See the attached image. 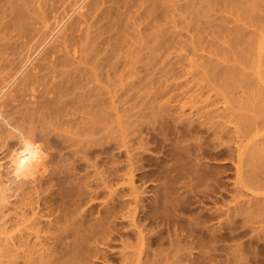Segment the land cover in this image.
<instances>
[{
  "label": "rangeland",
  "instance_id": "obj_1",
  "mask_svg": "<svg viewBox=\"0 0 264 264\" xmlns=\"http://www.w3.org/2000/svg\"><path fill=\"white\" fill-rule=\"evenodd\" d=\"M22 1L20 0V2ZM35 1L30 3L33 9L29 7V0L23 1L28 4L29 8L26 6L24 13H26L25 17L29 18L27 20L24 17L23 22L21 20L17 26L18 28L21 25V32L17 28L13 31L14 26L4 30V24L10 21L5 17L6 11L0 10V17H2V19L0 18V93L11 78H14V74L16 76L18 70H21V67L30 58L31 52L33 58L26 65L25 72L23 71L17 76L19 77L18 80L16 78L17 82L11 87L14 92L8 94L5 99H1L0 103L4 114H10L11 109L13 111L14 108L20 109L24 102L26 103L23 104L22 108L25 109L27 103L34 100L31 96L32 94L37 95V92L32 91L34 87L36 86V91L41 90L40 82H37L38 77L46 75L49 71L48 69L45 71L43 68L47 67V61L49 62V56L46 58V54L49 53L47 50H64V40L68 38V40H72L74 36L70 35L75 31L74 27L81 22L80 20L84 19L80 17L82 15L79 14V11H76V14L74 13L65 24L69 29L65 27V32L62 33L67 34H64L63 38V34H59L61 40L56 42L50 41V37V45L46 46V53L40 56L38 54L41 50H38L37 54L35 49L37 50V47L41 49L39 47L52 34V27L56 25L55 23L61 22L64 19L63 16L71 15L74 10L73 7L75 8L80 0ZM87 1L84 4H88L89 8L90 4L99 0H89V3ZM20 2L19 0H12L11 4L15 6L21 4ZM47 3L52 6L47 5L50 9L45 6ZM7 4H4L3 1L0 9L4 8L3 10H5L6 7L9 9L10 5ZM37 4L38 6H36ZM88 8H85L83 13H89ZM229 9V7L225 9V7L212 5L210 0L206 1L203 4L200 30L191 32L185 54L187 57L185 56L182 63L175 67V75L168 81H165L164 78L161 79L154 88L153 96L150 94L149 97L145 96L138 101L123 103L121 109L129 110L132 105H135L134 111L126 114L127 116L125 115L122 119L127 126L124 127L125 124H123V130L119 128L115 114L100 116L99 119H101L102 124H96L95 130L91 131V155L87 156L84 169L80 172L75 171L76 174L79 173L76 178H66L61 175L55 177L51 191L43 195V197H48L47 204L51 200V204L47 205L46 208L51 205L50 208H53L54 215L60 222L65 220L63 215L65 211H77L79 217L83 215L84 227L91 229V242L83 245L79 258L80 264H125L123 263L124 258L129 255L132 258L127 261V264H136L135 254L137 255L138 252H142L144 257L142 262H145L151 253V260L154 257L160 260L157 264H215L216 262L218 264L222 260L227 262L226 257L236 248L241 251L243 259H245L243 262L241 260L242 263L264 264V220L260 217L253 220V217L250 218V221L247 214L243 215L240 213L241 211H238L241 210L239 204L242 205L243 201L247 202L251 193L244 188L240 191L236 186V166L240 158L238 145L243 143L247 147V151L256 141H259L258 144L263 143L261 145L264 146V100L261 99V96L262 101H260V95L256 97V94L252 95L250 92L255 87L257 89L258 86V91L259 88H261L260 91L264 90V79H259L253 62L257 58L256 50L250 51L243 41L236 46L233 32L242 26L245 32L249 34L256 27L254 25H250L253 28L249 27L248 21L246 24L243 22L245 25L243 26L242 21L238 22L237 15L232 14ZM191 11L189 22L191 23L190 26L194 27V24L195 26L198 25V19L194 8ZM260 13L263 17L264 13ZM260 13L259 16H261ZM56 16L61 17L60 20ZM30 17L33 21L29 20ZM22 23L24 26L26 25V33ZM16 30L17 33L20 32V35L16 33ZM67 30H70L69 33ZM85 31L80 32V36H85ZM75 33L73 32L75 38H78V34ZM256 33L258 34L257 29ZM84 38L86 39V37ZM85 39L83 41L86 43ZM75 40L77 39L73 38V43ZM67 41L65 44H71V41L66 43ZM79 42H82L81 37ZM84 42L80 43L82 46H80L79 52L85 53V51L90 50L88 49L90 48L89 43H86L84 49H81ZM36 43L39 45L37 46ZM76 43L79 46L78 41ZM230 46L234 47L233 52L227 51ZM58 47L60 49H56ZM218 47L220 48L218 49ZM221 51L226 53L221 54ZM210 52L213 53L212 56L209 54ZM63 55L64 53H59V56ZM171 57L174 60H180L183 56H180L178 50H173ZM34 66L37 68L36 71ZM227 67L232 68L239 77L228 78L224 74ZM161 71L162 67L156 66L155 72L160 73ZM35 77H37V81H35ZM28 78L29 80H27ZM31 80L37 82V85L34 83L33 86ZM27 84L31 86V89ZM140 86L141 94L150 91V87L147 88L149 85L145 81ZM91 87L93 86L91 85ZM25 89L27 90L25 91ZM28 90L32 93L31 95L30 92H27ZM258 91L256 93L262 94ZM249 93L253 97H249ZM15 101L18 102L15 104ZM97 120L98 118H94L91 112V121L96 122ZM137 121H139L138 124L134 123ZM2 123L0 122V125H3ZM212 124L213 126H211ZM218 127L220 128L218 129ZM125 129L127 130L125 131ZM216 129L223 133V140L215 136L214 131ZM42 143L36 139L33 145L41 150L42 154L50 152L44 148ZM259 146L252 152L258 155V158H263L264 151L263 155L260 156ZM20 150L21 144L18 139H7L6 144L0 140V164L2 165L0 176L3 175L0 178L3 179L2 181L7 187L12 189L9 191L6 187L7 195L8 193L9 195L12 194L17 183L13 182V176L9 175V170L19 166L21 162L19 159ZM130 156H133L131 157L133 163L130 162ZM53 157L47 158L46 156L48 163H46L47 165L42 164L41 167L47 169L51 167L66 173L70 170L72 172L76 165L73 159H68V156L54 157L57 160L52 159ZM49 161L55 163V166L54 164L51 165ZM131 164L134 169L130 172L131 167L129 165L131 166ZM252 167L254 168V166ZM252 167L250 166V169L253 170ZM8 168L10 169L7 171ZM255 168L256 173L264 176V163L262 161L256 160ZM82 177L86 179V182L91 183V195L88 194L89 197H87L88 195L84 196L86 197L85 200L84 197L81 199L83 195L81 191V187H83ZM131 178L133 182H131ZM5 185L0 187L5 188ZM132 188H135L134 191ZM255 190L261 194L259 196L262 198L260 204L263 206L264 187ZM16 200L14 197H9L8 201L12 203L10 208L14 207L12 205ZM43 207L45 208V206ZM45 210L47 212V209H44V212ZM209 227L211 230L213 229V233L214 230H220L221 233L217 237L218 240L222 239V244L219 243L220 241L218 242L217 238H214L215 243L213 242L214 245L220 244H218L219 246L216 245L220 249V252L218 251L220 254L217 252L218 255L211 251V248L215 246L211 244L212 247H210V241L213 240V235L218 231L213 234ZM141 234L147 239V246H144L143 249L139 245L141 238L138 239ZM147 241L151 244L149 245ZM177 241H183L180 243L187 244V247L182 245L184 246L182 250L189 249V246L192 249L193 246V251L190 249L183 250L184 252L180 251L181 254L182 252L183 254L188 251L191 252L189 261H187L189 253L181 255L185 260L177 259L179 256H174ZM70 242L71 239L54 244V246L63 250L67 245L69 246ZM180 243L177 244L180 245ZM182 246L180 245L178 249L180 250ZM209 249L212 252L210 255L207 253ZM211 254H215L217 259L212 258ZM208 255L210 259L208 257L207 260ZM232 262L238 263L234 260ZM232 262L231 264H233Z\"/></svg>",
  "mask_w": 264,
  "mask_h": 264
},
{
  "label": "bare ground",
  "instance_id": "obj_2",
  "mask_svg": "<svg viewBox=\"0 0 264 264\" xmlns=\"http://www.w3.org/2000/svg\"><path fill=\"white\" fill-rule=\"evenodd\" d=\"M3 1L4 4L8 3L10 5L9 9H7L8 7H6L5 10H3L4 8L0 9L3 12L6 11L5 17L10 21H8L9 23L6 22V24H4V30H8L11 26H14V31V29H16L20 24V21L25 17L26 13L24 12L28 7V4H25L27 1L24 3L23 1L25 0L22 2L19 0L21 4H17L15 6H12V0H0V5ZM29 1L30 2L28 3L30 4L33 0ZM85 1L87 0H80L75 5V8L73 7V13L71 15L68 14L66 17L63 16L64 19L61 20V22H58L57 20L56 23L54 22L56 25L52 27V34L49 37L47 36V40L43 42L44 46L41 45L39 47L41 49H38L37 46L39 43L38 45L36 43L37 46L35 47H37V50L35 48L34 49L37 54L38 50H41L38 54L41 56V54L46 53V46L51 40L52 42L61 40L59 38V34H63L62 32L65 30L66 22L74 15L76 11H79V14L82 15L80 17L84 18L83 20H80L81 22H79L77 25L75 24L77 26H75L76 28L73 26L75 29L73 32H76V35L78 34V38H75V35L71 31L73 35L71 34L70 36H74L73 38L77 39L75 40V43H73V38L72 40H68V38L64 40V45L62 44L64 46V50H47V52L49 51V53L46 54L47 56L44 54L46 58L49 56V62L47 61V67L43 68L45 71L46 69L49 71H47L48 73L46 75L44 74L42 77H38V81L36 80L37 77H35V81L38 83L40 82L39 87H41V90L36 91L37 88L35 89L36 86L34 87L35 90L33 89L32 91L37 92V95H33L30 90L27 91L30 92V95L32 94L31 96H33L32 98L34 100L32 102L28 101L29 103H27V108L25 107V109H23L22 106L26 102L22 104L20 109L14 108L13 111L11 109L10 114L6 113V111H4L6 114L2 112V104L0 103V122H3V125H0V140H3V144H6L7 139L9 140L10 138H15L18 139L21 144V150L19 154V159L21 162L19 166L17 168H13L12 170L10 169L11 167L7 169V171L10 169V174H8L13 176V182H17L16 186L15 184V187L13 186L14 190L12 194H6L5 190L7 186L5 185L4 181H2L3 179L1 180V176L3 175L0 176V186L5 185V188L0 187V264H80L79 258L83 245L91 242V229L84 227V220L82 218L83 215H80L79 217L77 211H65L63 213L65 220L64 222H60L58 218L55 217L52 210L53 208H50L51 205L46 208L47 205L51 204V200L49 201V204H47L48 197H43V195L51 191L53 179L55 177L61 175L65 176L66 178H76V175H79V173L76 174L75 171L80 172L84 169V162L87 156L91 155V131L95 130L96 124H102L101 119H99L100 116H110L115 114V117L117 118H115L117 120V124L119 128L123 130L124 127H127L125 124L126 122L123 123L122 121L123 117L128 113L130 114V112L132 113L135 109V105H132L129 110L121 109L123 103L138 101L145 96L149 97L150 94H153L155 86L161 81V79L164 78L165 81H168L175 75V67L182 63L185 56L187 57L185 54L187 53V42L191 37V32H197L200 30L199 25L201 24L200 22L203 16V4L208 0H99L96 2L93 0L95 3L93 2L90 4L89 8L88 4H84ZM210 2L212 5L220 6L221 8L225 7V9H228L229 7V10L232 11L231 13L237 15L235 16L238 18V22L242 21V23L240 22L241 24H243V22L246 24V21H248L249 23H247L249 27L252 25L256 27L258 34L256 33L255 28V30L253 29L254 31L252 30V32L248 34L245 32V29L242 26L233 30V32L236 46L239 45L241 41H243L250 51L256 50L257 58H255L253 62L256 66L259 79L263 80L264 16L262 17L260 12L264 13V1L210 0ZM47 5L48 3L45 4L46 7ZM36 6H38V4ZM29 7H31V4ZM33 7L35 8V6ZM49 7L47 8L50 9ZM42 8L45 9V7ZM85 8H88V11L90 10V12L87 14L83 13ZM193 8L198 19V25L195 26L194 24V27H191L189 18L192 12L191 9ZM34 12L36 13V11ZM259 13L261 16H259ZM36 15L38 17V13ZM39 17L41 19V16ZM0 18L2 19V17ZM57 18L60 20L61 17ZM4 19L2 20L3 22ZM29 20H31V17ZM31 21H33V19ZM72 22L74 23V21ZM244 24L243 26H245ZM22 26H24L23 23ZM25 26L23 30L26 33ZM246 27L248 26L246 25ZM67 28L68 26L66 29ZM17 30L21 32V25L17 28ZM23 30L22 32H24ZM67 31L69 33L70 30ZM84 31L86 32V35L80 36V32L82 33ZM20 32L17 34L20 35ZM64 34L62 35V38ZM79 36L81 37L82 42H84L83 39L86 37V43H89L88 45H90V48H88L90 50H87L86 48L88 52H79L80 46H82L80 45L82 42H79ZM50 37L51 39L49 41ZM67 40L71 41V44H65V41ZM68 41L66 43H68ZM76 41H78L79 46ZM86 43L84 42L81 49H84ZM219 48L220 47H218V49ZM56 49L60 48L58 47ZM173 50H178L180 52V56L183 57L180 60H174L173 57H171ZM227 51L233 52L234 47L230 46ZM31 53L29 54L30 58H28V60L21 67V70H18L16 76L14 74V78H11V80L5 86V89L3 88L4 90L0 93V101L1 99H5L8 94H12V92H14L12 91L13 89H11V87L15 84V82H17L16 78L17 80L19 78L17 76L20 75V73L22 74L26 65L29 64L31 59H33ZM59 53H64V55L59 56ZM220 53L224 54L226 52L221 51ZM209 54L211 56L213 55L212 52ZM36 60L35 62H37ZM38 65L39 64H37V66ZM158 65L162 67V71L160 73L155 72L156 66ZM34 69L36 71L37 68L35 67ZM32 72L33 71H31V73ZM224 72L228 78L239 77V75L234 73L230 67H227ZM27 80H29V78ZM33 80H31L32 85L35 83ZM144 81L147 83V85H149L147 88L150 87V91L147 89L149 92L141 94L142 90H139V88H141L140 85ZM37 82L34 85H37ZM91 85L93 87H91ZM29 87V89H31V86ZM258 87L257 89L255 87L250 92H252V95L256 94V97L260 95L259 100L262 101L261 99L264 100V90L260 91L261 88H259L258 91ZM27 89H25V91ZM254 90L255 93H253ZM256 91L261 92L262 94L256 93ZM154 94L156 95V93ZM252 95L249 93V97ZM261 96L262 98L260 99ZM105 99H107L106 102H104ZM16 102L18 101H15V104ZM16 107L18 106L16 105ZM91 112L94 118H98L96 122L91 121ZM138 122L139 121L134 123L138 124ZM123 124H125V126ZM211 126H213V124ZM219 128L220 127H218V129ZM127 129H125V131ZM219 131L220 130L217 131L216 129L214 134L218 139H222L224 135L222 136L223 133ZM36 139H38V141L41 143L43 142L42 144L45 146L44 148L50 152L47 151L48 153L42 154L41 150L35 148L33 144L35 143ZM258 142L259 141L254 142L251 147H249L248 151L247 147L244 146L243 143V146L241 144L238 145L240 149H238L240 151V153L238 152L240 158L236 166V186L240 191H242L243 188L250 191L251 197H248L250 199L247 202L243 201L242 205L239 204L240 208L237 207V205L236 207L241 209L238 210L241 211L240 213L243 215H248H246L249 218L248 220H250V218L252 219L253 217V220L256 217H260L264 220V204L261 206L262 204H260V201H262V198L259 197L261 194L258 193L259 191L255 190L256 188L264 187V176H260V174L256 173L257 170H255L257 169L255 168L256 160L262 161L264 163V156H262L264 146L261 145L263 143L258 144ZM258 146L260 150L259 155L263 157H260L261 160L258 158V155H255V153L252 152V150ZM261 149L263 150L261 151ZM63 151L66 152L63 153ZM247 153L248 155H245ZM44 154H47V158L50 156H54L55 158L59 156H68V159H73V162L76 164L73 168L74 172L73 169L72 172L69 169L70 171H66L65 173L64 171L61 172V170H55L54 168L52 169L50 166H48L50 167L48 168L50 170H48L46 167H41L42 164L48 163V160ZM54 157L52 159H54ZM131 157L133 156L129 157L130 162ZM53 164L55 166V163L51 162V165ZM250 166H254L255 169L253 167V170L250 169ZM129 167H131V172V170L134 168H132V164L131 166L129 165ZM1 168L2 165L0 164V171ZM9 175L8 177H10ZM84 179L85 178L82 177L83 187H81V191L83 195L81 196V199L88 194L91 195V183L86 182V179ZM130 180L133 182L132 178ZM9 183H7L8 186ZM7 188L9 191L12 190L10 187ZM134 189L135 188H132L133 191ZM89 195L87 197H89ZM9 197H14L17 199L12 205L14 206L13 208H10V204H12L10 201L12 200L10 198V201H8ZM85 198L86 197H84V200ZM43 206H45V208ZM43 208L47 209V212L46 210L44 212ZM234 212L236 213V211ZM209 228L211 230V227ZM212 230L210 232H212ZM217 231L218 233H216ZM203 232L205 233V231H202V233ZM219 233L220 230H214L213 234L215 235L212 234L213 240L211 239L212 241H210V247H212L211 244L215 246L214 248H211L213 253H217L218 251L220 252L219 247L216 246L219 243L222 244V239L218 240L217 237V235L219 236L221 234ZM140 238L141 240L139 245L143 249L144 246H147V239H145L142 234L138 239ZM214 238H217L218 242H220L214 245ZM69 239H71L69 246L67 245V247L63 250H60L54 246V244L63 243ZM180 242L183 241H177V243ZM177 243L175 245L178 246L179 244ZM150 244L151 243L149 242V245ZM180 245L186 246L187 244L180 243ZM177 246L176 248L178 249L179 246ZM183 247L184 246H182L180 250H177L176 248L174 249L176 252L174 256H179L177 259L183 260L184 258L181 257L184 252L183 250L187 251L190 249L189 246V249L185 248L182 250ZM221 247L223 246L221 245ZM192 249H190V251H193ZM181 250L183 251L182 254L180 253ZM190 251L186 253H189L187 261L190 260L189 257L192 255H190ZM207 253L210 255L212 252H210L209 249V252ZM122 254L123 252L121 255ZM147 254L148 253H146V255ZM209 255L207 256V260L208 257L210 259ZM214 255L215 254L212 255V258L217 259ZM123 256L124 255H122V257ZM135 256L136 260H134L137 263H134L136 264L159 263V259L154 257L159 255H154L152 260V254L150 259L147 255L148 259L146 260L145 258V262H142V260H144L142 252H138L137 255L135 254ZM131 258L132 256L129 255L124 258L126 262H122L127 264V261L131 260ZM162 259L164 260V257ZM226 260L227 262H223L222 260L219 261L218 264H231L232 260L241 264L245 259H243V254L241 251L236 248L234 251L229 253L228 257H226Z\"/></svg>",
  "mask_w": 264,
  "mask_h": 264
}]
</instances>
